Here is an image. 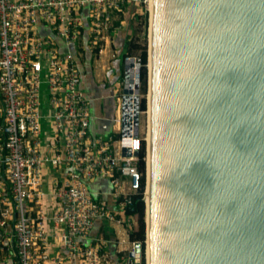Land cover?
<instances>
[{"label": "water", "instance_id": "water-1", "mask_svg": "<svg viewBox=\"0 0 264 264\" xmlns=\"http://www.w3.org/2000/svg\"><path fill=\"white\" fill-rule=\"evenodd\" d=\"M148 7L146 263L264 264V0ZM141 70L124 61L123 135L139 136Z\"/></svg>", "mask_w": 264, "mask_h": 264}, {"label": "built area", "instance_id": "built-area-1", "mask_svg": "<svg viewBox=\"0 0 264 264\" xmlns=\"http://www.w3.org/2000/svg\"><path fill=\"white\" fill-rule=\"evenodd\" d=\"M129 4L148 0H0L2 264L10 258L13 264H114L99 243H89L90 234L98 219L123 224L117 213L142 190L136 164L142 139L122 134L120 102L114 119L120 136L92 135L77 60L86 51L102 52L113 14ZM50 167L65 170V177L47 191ZM97 179L109 182L114 208L90 190ZM47 196L58 202L51 217ZM49 222L61 249L56 255L49 252Z\"/></svg>", "mask_w": 264, "mask_h": 264}, {"label": "crops", "instance_id": "crops-1", "mask_svg": "<svg viewBox=\"0 0 264 264\" xmlns=\"http://www.w3.org/2000/svg\"><path fill=\"white\" fill-rule=\"evenodd\" d=\"M139 7L140 5L137 4H129L121 12H115L113 14L114 29L103 43L102 52L94 54L86 51L77 60L81 72V88L90 100V130L94 137L120 136L121 127L114 123V119L119 110L124 61L128 56L126 50L129 42L133 40L134 22L137 16L142 15ZM64 177L65 170L47 168L45 189L50 191L54 179L61 182ZM90 190L96 193L99 199L106 200L110 208H114V199L110 193L111 186L107 180L97 179L90 183ZM44 205L46 215L51 217L57 209L58 202L54 197L47 196ZM117 215L123 224H111L104 219L96 220L89 243H99L103 250L109 252L113 258L116 254L122 253L124 255L122 261L125 264V259H129V252L133 250V243H135L130 241L128 229L136 228V216L129 218L122 214L117 213ZM7 231L10 233L11 226L7 228ZM47 231L51 236L49 252L51 255H56L61 249L59 243L52 237L54 227L51 222L47 224ZM9 263L13 264L12 258Z\"/></svg>", "mask_w": 264, "mask_h": 264}, {"label": "rangeland", "instance_id": "rangeland-1", "mask_svg": "<svg viewBox=\"0 0 264 264\" xmlns=\"http://www.w3.org/2000/svg\"><path fill=\"white\" fill-rule=\"evenodd\" d=\"M139 5V4H137ZM128 6V5H127ZM126 6V7H127ZM140 11H142V15L139 17V19H137L134 22V30H135V34L133 36V40L132 42H129L128 48H127V55L132 57V58H140L143 62L142 64V70H141V74L144 73L146 74V78H147V84H148V60H149V53H150V39H149V21L148 24L145 27V24L143 23L144 20V13L145 11L149 12V7L148 4L147 5H140ZM126 55V54H125ZM141 80V79H140ZM142 87V84L140 85ZM141 87H140V115H139V133H140V138L142 139V141L145 143V149H146V155H145V159L147 157V145H148V106H147V96H148V91H149V87L147 85V95L146 93H143V91L141 92ZM146 100V108L144 110H141V104L143 101ZM139 158L136 160V164L138 166L139 164ZM140 171V170H139ZM141 176H143L144 179V184H143V188L139 193H142V198L143 201L145 202V194H146V188H147V172L146 169L144 172L140 171ZM145 212H146V206H145V210L143 212V215L141 218L142 221L145 222ZM139 217H136L135 220V224H136V228H138V224H139ZM146 250H144V257H145V264L146 263ZM143 252L141 251V254ZM126 263L125 264H129L130 259H125ZM136 264V263H133ZM141 264V263H140Z\"/></svg>", "mask_w": 264, "mask_h": 264}, {"label": "trees", "instance_id": "trees-1", "mask_svg": "<svg viewBox=\"0 0 264 264\" xmlns=\"http://www.w3.org/2000/svg\"><path fill=\"white\" fill-rule=\"evenodd\" d=\"M144 20H143V23L145 24V27L146 25L148 24V21H149V12L148 11H145L144 14ZM139 16H137L136 19H139L138 18ZM134 22V21H133ZM133 36L135 34V30L133 29V32H132ZM132 36V35H131ZM132 36V37H133ZM128 43V42H127ZM143 64V62H142ZM141 84H142V87H141V92L143 91V93H146L147 95V78H146V74L142 73L141 74ZM146 108V100L142 102L141 104V110H144ZM145 155H146V149H145V143L142 141V144H141V148H140V152H139V164H138V168L140 171L144 172L145 171V168H146V160H144L145 158ZM145 210V202L143 201V198H142V193H139L135 196H131V203L126 206L120 214H122L124 217H142L143 215V212ZM139 224H138V228H129V239L131 242H139L142 246V262L141 264H145V257H144V250H145V247H146V224L144 221L141 220V218L139 219ZM145 220H146V212H145ZM122 256H124L122 253H119V254H116L114 256V264H124L123 261H122Z\"/></svg>", "mask_w": 264, "mask_h": 264}, {"label": "bare ground", "instance_id": "bare-ground-1", "mask_svg": "<svg viewBox=\"0 0 264 264\" xmlns=\"http://www.w3.org/2000/svg\"><path fill=\"white\" fill-rule=\"evenodd\" d=\"M149 10V15H150V9H148ZM149 26H150V17H149ZM149 34V33H148ZM149 37V39H150V35L148 36ZM149 62H148V65H149V67H150V53H149V60H148ZM135 78H136V74H134V77H133V80H135ZM149 99H150V93H149V91H148V96H147V106H148V111H147V113H148V126H147V129H148V143H149V137H150V104H149ZM148 157H146V161L148 162V160H149V150H148V155H147ZM147 184H148V175H147ZM145 204H146V222H147V188H146V194H145Z\"/></svg>", "mask_w": 264, "mask_h": 264}]
</instances>
